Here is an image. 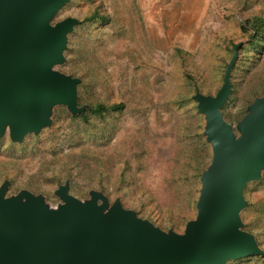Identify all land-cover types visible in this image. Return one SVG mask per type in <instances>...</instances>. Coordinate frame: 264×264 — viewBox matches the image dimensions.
<instances>
[{
    "label": "rangeland",
    "instance_id": "rangeland-1",
    "mask_svg": "<svg viewBox=\"0 0 264 264\" xmlns=\"http://www.w3.org/2000/svg\"><path fill=\"white\" fill-rule=\"evenodd\" d=\"M96 12L99 19L89 21ZM257 17L264 19V0H69L50 21L75 22L52 71L79 81L77 111L53 104L40 132L21 141L10 129L0 136L6 198H39L57 211L66 188L83 204H107L108 212L120 203L183 235L197 217L201 177L213 159L197 96H218L240 46L222 119L239 138L252 108L264 106V45L256 52L247 46L249 20ZM98 104L124 108L99 118L90 114ZM243 196L239 229L262 255L226 264H263L264 169Z\"/></svg>",
    "mask_w": 264,
    "mask_h": 264
},
{
    "label": "water",
    "instance_id": "water-1",
    "mask_svg": "<svg viewBox=\"0 0 264 264\" xmlns=\"http://www.w3.org/2000/svg\"><path fill=\"white\" fill-rule=\"evenodd\" d=\"M69 0H0V136L21 141L50 125L51 105L77 111L79 81L52 71L61 62L74 21L51 26ZM229 65L216 98L198 95L213 159L201 177L197 217L183 235L166 233L116 203L83 204L62 189V209L39 198L7 199L0 188V264H226L262 255L239 229L247 182L264 169V106L256 104L237 138L220 109L230 96Z\"/></svg>",
    "mask_w": 264,
    "mask_h": 264
},
{
    "label": "trees",
    "instance_id": "trees-1",
    "mask_svg": "<svg viewBox=\"0 0 264 264\" xmlns=\"http://www.w3.org/2000/svg\"><path fill=\"white\" fill-rule=\"evenodd\" d=\"M100 15L96 12L94 13L88 20L94 21L99 19ZM103 19V18H102ZM248 28L252 30L250 33V42L247 46H249L250 52H256L260 49L261 46L264 45V19L261 17H257L254 19L249 20ZM246 29V28H245ZM244 45L240 46L234 53V56L236 55L237 58L239 56V53L244 51ZM237 61V60H236ZM236 62L234 64L233 69H235ZM232 69V72H233ZM231 72V85H233V77ZM203 95V94H200ZM205 96V95H203ZM124 108V105L122 104H113V105H105V104H98L96 106H92L90 110V114L94 115L96 117L102 118L107 114L108 112H119ZM88 115L85 114L83 117V120H87ZM263 264H264V257H263Z\"/></svg>",
    "mask_w": 264,
    "mask_h": 264
}]
</instances>
